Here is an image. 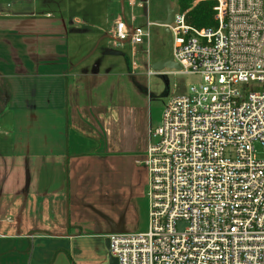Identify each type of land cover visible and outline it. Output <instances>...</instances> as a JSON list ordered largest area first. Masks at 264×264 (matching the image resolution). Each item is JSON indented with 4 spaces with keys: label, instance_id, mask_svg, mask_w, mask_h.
<instances>
[{
    "label": "crops",
    "instance_id": "1",
    "mask_svg": "<svg viewBox=\"0 0 264 264\" xmlns=\"http://www.w3.org/2000/svg\"><path fill=\"white\" fill-rule=\"evenodd\" d=\"M46 1L0 0V264H108V235L142 231L148 187L150 116L120 97L136 47L77 0Z\"/></svg>",
    "mask_w": 264,
    "mask_h": 264
},
{
    "label": "built area",
    "instance_id": "2",
    "mask_svg": "<svg viewBox=\"0 0 264 264\" xmlns=\"http://www.w3.org/2000/svg\"><path fill=\"white\" fill-rule=\"evenodd\" d=\"M213 1L209 27L175 4L171 24L133 15L111 31L114 46L150 54L153 27L169 28L175 70L198 79L150 130L149 225L108 235L119 264H264V0Z\"/></svg>",
    "mask_w": 264,
    "mask_h": 264
},
{
    "label": "rangeland",
    "instance_id": "3",
    "mask_svg": "<svg viewBox=\"0 0 264 264\" xmlns=\"http://www.w3.org/2000/svg\"><path fill=\"white\" fill-rule=\"evenodd\" d=\"M82 9L81 16L87 17V21L98 23L107 29L120 17L130 20L134 15L136 24L145 25L148 19L159 21L167 16L165 0H136L143 6H132L130 0H77ZM47 6L55 9L54 0H47ZM172 5L177 0H171ZM79 9V8H78ZM81 11V10H80ZM87 27L86 25L84 26ZM153 36L150 41L151 52L160 55L169 51L168 35L161 26H154ZM112 47V46H111ZM113 48V47H112ZM125 55L121 56V62L126 67V76L119 82L123 92L120 93L122 100L136 105H142L144 116H150V121L143 124L144 133L148 129H156L162 123L165 106L172 96L187 93L188 87L198 79L194 75L184 74L177 70L166 68L161 71L152 70L146 46H137L132 52L129 47L120 49ZM133 54V55H132ZM128 66V67H127ZM132 71V72H130ZM118 90V89H117ZM126 96V97H123ZM140 130V134L143 132ZM149 143H155L157 137L147 134ZM145 135V136H146ZM148 187H144V199L141 215L138 220L142 231H146L149 225V198ZM94 258L96 255L93 254Z\"/></svg>",
    "mask_w": 264,
    "mask_h": 264
},
{
    "label": "water",
    "instance_id": "4",
    "mask_svg": "<svg viewBox=\"0 0 264 264\" xmlns=\"http://www.w3.org/2000/svg\"><path fill=\"white\" fill-rule=\"evenodd\" d=\"M165 4H166L167 16L166 18L159 20L158 22L160 24H171L175 19V14L178 8L172 5L171 0H165ZM166 31L169 35L168 46H169L170 55L161 60H155L151 62L150 67L152 70H155V71H161L166 68L173 69V70L181 69V66L177 62L174 61L173 37H172L171 31L169 28H166ZM105 247L108 252V264H119L118 259L114 257L110 251V238L109 237H107L105 240Z\"/></svg>",
    "mask_w": 264,
    "mask_h": 264
},
{
    "label": "trees",
    "instance_id": "5",
    "mask_svg": "<svg viewBox=\"0 0 264 264\" xmlns=\"http://www.w3.org/2000/svg\"><path fill=\"white\" fill-rule=\"evenodd\" d=\"M195 0H177L180 9L186 12V20L196 27H209L215 24L213 0H200L194 5Z\"/></svg>",
    "mask_w": 264,
    "mask_h": 264
}]
</instances>
